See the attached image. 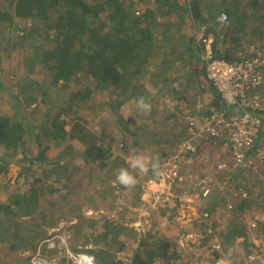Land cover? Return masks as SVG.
I'll return each mask as SVG.
<instances>
[{"label":"trees","instance_id":"1","mask_svg":"<svg viewBox=\"0 0 264 264\" xmlns=\"http://www.w3.org/2000/svg\"><path fill=\"white\" fill-rule=\"evenodd\" d=\"M138 1L139 0H131L130 4L124 5L121 0H9L8 5L0 4V23L2 24L0 25V30L2 26H4L7 28V33L10 31L8 34L5 32V35H3L1 39H5L8 43L6 46L10 48H14L16 42L26 33L25 27L19 25V22H16L15 15L10 12V8L13 5L15 6L14 9L17 10L19 14H24V21H26V18L31 17L32 20L40 19L43 23L42 25L45 33L43 34L42 41L39 42L43 47L42 55L34 56L32 61L35 64L38 63L40 68L49 67L51 71L49 74L50 82L47 81L46 83L42 80L44 85L41 84V91L39 89V92L36 94L37 96L32 97V101L43 102L40 98L37 99V97H41L43 94L51 96V90L59 80H61V84L66 86V84H68L67 82L75 78L78 73L82 77L87 75L91 78L86 80L80 79L82 81L78 82V84H86H83L86 90L85 93H89L90 88L88 87L90 85L93 86L95 81L96 83L98 81L101 82L105 88H112L117 96H120V93L124 91L122 88H128L131 84L135 85V87H140L142 85L140 83L142 82H139L137 77L139 73L148 71V66L152 63L150 51L153 52V49L151 43H155L157 40L155 36L158 35H154L155 29L151 24L141 23L144 19V14H134L132 6ZM214 1H216V3L213 4L212 2ZM238 1L242 0H231V4L227 5L230 3L227 2V0H150V3L163 6L162 10L164 14L176 12V15H178L177 18H179L177 20H180V22H172V24H174V26L176 25L177 30L181 31L180 40L184 43V49L183 52H180L182 56L177 55L176 52L175 56H171L169 62L179 66L178 64L182 62L181 60L184 55L186 58H193L197 54L196 49L197 51L201 49V43L197 39L198 33L203 31L205 35L210 36V27H206L205 25L202 27V25L209 19L215 20L220 12H225L227 17L229 16L227 24L229 28L234 29L237 23L242 24V14L240 13L238 18L234 16L236 8H239L236 7ZM252 2H257V0H252ZM217 4L219 5L217 6ZM258 4L259 3H257V5ZM257 8L263 9L264 11V0L261 1ZM158 11L160 12V9H157L153 16L151 15L152 19L158 18L156 17ZM37 22L38 21H33L34 24ZM219 22L220 21L217 19L216 23ZM262 29L264 30V24L262 25ZM19 31L20 33L16 34V32L18 33ZM218 32H221V28ZM161 33L163 36L167 35L165 31ZM255 33L256 31L252 34L256 35ZM225 39H228L226 35ZM47 42H51L52 45L46 47ZM162 43L163 42L159 43L158 41V46H160V48L164 46V44L161 46ZM168 47L171 48L172 45ZM213 49L216 55L223 56L229 60L239 57L235 50L225 49L223 52L218 49L215 43H213ZM163 51L166 56V51ZM172 52H175V50ZM172 66L174 68L175 65ZM144 76L145 75H143V77ZM203 78L208 80L205 70ZM17 86L22 88L19 84H17ZM24 86L26 88L28 84ZM33 88L34 85L31 84V89ZM2 92L7 93L5 90ZM69 97L70 96H67L65 100H62L61 104L69 103ZM73 97L74 95L71 98ZM46 101L49 103L48 106L51 107L55 100L53 101V99L47 98ZM20 108V106L19 108H15L13 114H17V120L22 121L23 126L16 123V119H12L11 115L0 112V170L5 168V162H7L5 160L6 156H12L11 151L17 149L22 144L24 145L28 138L30 139L32 137L35 146L38 147L42 144L40 139L41 135H45L50 140H54V142L65 140L66 131L63 129L61 120L54 118L51 122V126H48L49 128L47 127L46 123L50 114L48 110L39 123L40 125H36L34 123H25L22 120L24 118ZM215 110H224L228 115H232L231 121L234 119V115L239 112L233 105L223 101L221 97L215 93L214 89L212 103L208 104L201 116L209 118ZM250 111L255 112L264 120V108L262 110L250 109ZM39 129L42 130V134L39 132ZM229 130L230 126L224 128L221 135L213 137L211 140H205L209 144L205 145L209 147L208 152L217 159L223 160L227 164L228 172H230V174L235 173L240 180H244L248 189V197L236 204L233 210L225 212L227 214L236 211L238 217L233 221H228L227 225L222 229L220 241L224 247L229 246L234 241L235 236L240 235V233L245 230L246 222L244 224L241 223L244 212L252 214L254 212H261L264 208V205H260L258 208H255V205H251L249 192V186L256 181L260 183V186H264V177H262L263 175L259 167L260 163L264 161V158L262 161H258L253 157L257 150L264 145V134L262 131L258 132L254 142L247 147V151L245 150L243 161L235 165L232 159L233 150L229 137ZM174 142L175 141H173L172 144H174ZM172 144L169 143L167 146L170 147ZM162 146L166 149L168 148L165 145ZM227 149H229V153ZM39 157L44 158V153H38L37 156L31 158L38 159ZM248 157L254 159V165L257 167L256 171H252V164H248ZM31 158H24L21 161L25 166L24 168L28 167V163L32 160ZM24 172L25 169H22L19 171L18 175L23 178ZM152 176L153 173L151 170L147 175L140 174L136 186L129 191L131 194H134V196L133 198L132 196L128 198L129 201L134 204L140 202L144 203L142 205V208L144 207L142 212L146 210L150 213L149 209H153L156 216H160L162 214L159 212L164 209L160 206H157L156 209L152 205L145 204L142 197L144 193L142 180L144 181ZM120 188L123 189L124 187L120 185L119 189ZM54 191H56V189L53 190V192ZM209 203L211 207H213L214 201L212 202V199ZM170 209L171 208H169V210ZM211 210L216 211L214 208H211ZM0 212H2L0 224H2L3 220L15 219L17 216L10 203L0 205ZM172 212L174 214L177 213L174 208ZM221 212L223 213V211H217L215 214L218 216ZM146 217L149 218L147 215ZM108 219L110 220L104 221L101 231L97 232L94 237V244L96 247L95 249H91V251L95 253V255H93L95 256L96 264H174L170 262L169 258L165 255L169 245L164 239H160L156 245L152 243L151 246L147 243L140 242L135 247L130 257L125 259L119 257L116 252H121L126 245L125 241L119 237L120 233L123 232V227L120 225L121 218L108 217ZM12 226L14 227L12 231L13 234H10L8 226L5 227V233L9 234V236L14 235V237H18L16 233L20 225L14 223ZM1 239L2 237H0V240ZM9 246L12 247V243H10ZM159 257L162 258L160 261L157 260ZM28 264H30L29 260Z\"/></svg>","mask_w":264,"mask_h":264},{"label":"rangeland","instance_id":"2","mask_svg":"<svg viewBox=\"0 0 264 264\" xmlns=\"http://www.w3.org/2000/svg\"><path fill=\"white\" fill-rule=\"evenodd\" d=\"M121 1L125 5L130 4L131 0ZM149 1L150 0H139L132 6V9L135 15L144 14V19L141 23L151 24L155 29L154 35L162 36L161 38H157V40L159 43L163 42L161 44V46L164 44L163 48H160L161 50L159 52L157 51L159 50L158 41L156 40L155 43H151L153 52L150 51V56L152 60L159 59L162 69L164 70L169 60L167 59L168 56H175L176 52L177 55L182 56L180 54V52H183V47L180 48L183 45L180 40L181 31L177 30L176 25L174 26V24H172V22H176L175 20L179 18H177L178 15H176V12L164 14L162 10L163 6L150 3ZM230 1L231 0H227V2ZM261 1L262 0H257V2L254 3L252 0L238 1L236 7L239 8H236L234 16L238 18V15L241 13L243 23H237L234 29L229 28L227 25L229 16L223 23H216L217 18H215L216 21L209 19L202 27H204V25L210 27L209 35L213 43L223 52L225 49H233L238 54L252 43H259L263 46L264 30L262 29V25L264 24V11L263 9L257 8ZM212 3L214 4L216 1ZM257 3L259 4L257 5ZM0 4L8 5L9 0H1ZM219 4H217V6ZM230 4L231 2L227 5ZM14 7L13 5L10 8V12L15 15L16 22H19V25L25 27L26 33L16 42L14 48H10L6 46L8 45L6 40L1 39L2 36L5 35V32L8 34L10 31L7 33V28L4 26H2L0 30V89H2L0 90V112L11 115L12 119H16V123L22 125V121L17 120V114H15L16 116L13 114L15 108H19L20 106L24 118L22 120L25 123L40 125L39 123L44 117L42 110L44 102H34L32 101V97L37 96L36 94L39 92L41 84L44 85V83H42L43 81L46 83L47 81L50 82L49 74L51 71L49 67L40 68L38 63L35 64L32 59L34 56L42 55L43 47L39 42L42 41L45 30L40 19L32 20L30 17L26 18V21H24V14H19ZM157 9H160V12L158 11L156 15L158 18L152 19L151 17L155 14ZM33 21L38 22L34 24ZM0 25L2 24L0 23ZM220 28L221 32L219 33L218 30ZM162 31H165L167 35H161ZM254 31H256V35L252 34ZM19 33L20 31L18 33L16 32V34ZM225 35L228 39H225ZM175 44H177L175 52L169 51L170 53L167 54L166 51V58L161 55V52L166 50L169 45L173 47ZM51 45V42H47L46 47ZM196 52L198 54H196V58L198 57V60L202 63L200 51L196 49ZM185 60L186 57L184 55L180 63L185 62ZM178 67L181 68L177 72V75L184 77L187 73L190 74L187 72L188 70L184 71V69H188V65L185 67ZM88 78L91 79L90 76H84L85 80ZM79 81L82 80L79 78V80H75V83L78 84ZM99 83L98 81L97 84ZM17 84L22 88L18 87ZM27 84L28 86L25 88L24 85ZM31 84L34 85L33 89H31ZM100 87L102 88L101 83ZM70 89H76V86L74 85ZM3 90L7 93L2 92ZM99 94H104L103 90L100 89ZM39 97H37V99ZM43 98L46 99L47 95H44ZM46 125L48 127L49 122H47ZM39 132L42 134L41 129H39ZM184 134L185 132L181 136H171L167 139L168 144H172L173 141L180 139ZM40 139L42 143L40 147L35 146V142H33L34 140L31 137L26 140L24 145L22 144L17 149L11 151L12 156H6L5 160L7 162H5V168L0 170V205L10 203L17 214L15 219H6V221L1 219L3 222L0 224V237H2L0 240V264H28L30 256L35 252L39 244H45L46 240L53 236V231L57 228H59V231L63 230L66 233L72 250L85 251L95 255V253L91 251V249H95L96 247L94 244V237L97 232L101 231L104 221L110 220L105 216L107 213L105 212V205L110 203V198L112 199L111 201H114L113 211L116 213L113 218H121L120 225L123 227V232L120 233L119 237L125 241L128 247V250L124 253L116 252L119 257H123L124 259L130 257L135 247L140 242L147 243L151 246L152 243L156 245L160 239L169 238L171 239L170 244L172 248H168L165 255L169 258L170 262L174 264H191L195 249L191 248V244L189 243L191 240L189 239L188 242L186 236L188 233H193L197 228H200L202 221L200 220V222L197 220L196 216L190 215V210H187L189 211V215L186 212L184 217L180 214V218L177 219V215H172V211L167 209L171 213L170 215H172L171 219L162 222L163 215L156 216L153 209H149L150 213L146 210L142 212L144 209L142 205L144 203L140 202L134 204L130 202L128 197L132 196L133 198L134 194H131V192L127 190L123 192L119 191L117 188H109L106 185L99 186V182L92 183L90 186H73V179L77 178V176L72 174H69L68 180H64L65 184L64 181H58V184H56L54 178L57 173H54V171H52L53 176L50 177L53 178L52 181H49L47 178L46 180L48 182L44 181L45 183H41V178L44 179V176L37 166L38 161L31 157L38 153H45V149L49 144L53 145L54 143L45 135H41ZM158 148L163 150L166 149L162 145ZM24 158L32 159L31 162L28 163L27 168H24L23 162L21 163ZM259 167L263 175L262 177H264V161L260 163ZM22 169H25L23 178L18 175L19 171ZM131 172L136 176L137 180H139L138 177L140 173L133 169H131ZM63 173H65V171ZM155 174L156 173H153V176ZM64 176H67V172ZM81 177L82 176L79 178ZM55 189L56 191L53 192ZM249 192L251 205H255V208L264 205L263 185L260 186V183L256 181L249 186ZM117 194L120 200L123 199L122 202L116 201L118 199ZM142 196L145 204L152 205L149 193H143ZM84 198H86V201H81ZM117 203L120 205L117 206ZM113 211H111V213H113ZM236 214H238L236 211L227 214L223 211V213L221 212L218 216L220 218L222 217V223L226 226L228 221L237 219L238 216ZM146 215L149 218H147ZM253 215L254 213L248 214L244 212L241 223L244 224L248 218ZM1 216L2 212H0V217ZM14 223L20 225L16 233L18 237H14V235L9 236V234L4 231L5 227L8 226L10 234L12 235V231L14 230L12 224ZM10 243H12V247L9 246ZM110 249L114 251L112 248ZM56 250H48L44 246L41 252L47 258L57 259Z\"/></svg>","mask_w":264,"mask_h":264},{"label":"built area","instance_id":"3","mask_svg":"<svg viewBox=\"0 0 264 264\" xmlns=\"http://www.w3.org/2000/svg\"><path fill=\"white\" fill-rule=\"evenodd\" d=\"M217 19L223 23L227 19L220 12ZM200 54L206 77L214 86L216 93L225 102L231 96V103L239 112L228 115L224 110H215L206 116L189 115L185 118L186 132L183 137L164 149V156L156 174L143 181L144 193L150 194L152 206L174 208L185 216L202 221L200 231L188 233L186 239L191 244L193 259L191 264H264V208L246 221L242 236L227 247L220 241L225 227L217 211H231L242 199L248 197L244 180L235 173L230 174L227 164L211 155L205 140L221 135L222 130L230 126L229 137L232 143L235 165L243 161L245 150L262 131L264 120L251 110L264 108V46L259 43L250 45L238 53L236 59H226L214 52L210 36L199 32ZM263 94V95H262ZM229 153V149H227ZM258 161L264 158V145L253 156ZM252 171H256L254 159L248 157ZM143 197V196H142ZM214 201L211 207L209 201ZM210 205V206H209ZM214 208L216 211L211 210ZM220 209V210H219ZM45 244H39L30 256V264H96L95 256L85 251L70 248L66 233L57 228ZM56 250L57 259L47 258L42 248ZM42 253V254H41Z\"/></svg>","mask_w":264,"mask_h":264},{"label":"crops","instance_id":"4","mask_svg":"<svg viewBox=\"0 0 264 264\" xmlns=\"http://www.w3.org/2000/svg\"><path fill=\"white\" fill-rule=\"evenodd\" d=\"M175 21L180 22V20ZM155 37L161 38V36ZM176 45L171 47L172 50L168 47L165 51L170 53L169 51L175 50ZM183 45L180 48L184 49ZM160 50L159 46L157 51ZM164 54L162 51L161 55ZM196 56L186 58L185 62L178 64L184 67L188 65V69L184 71L188 70L190 74L187 73L184 77L177 75L181 67L171 64L169 60L163 70L159 59H151L152 63L148 71L139 73L137 77L142 85L135 87L131 84L132 86L128 88H122L124 91L119 92L120 96H117L112 88L107 87V89L104 85L101 88V82L90 85L89 93H85L86 84L75 83L79 78L84 79V76L78 73L75 78L67 82L66 86L61 82L55 84L51 96L43 94L39 97L44 102L42 107L44 115L47 110L50 113L47 119L48 126H51V122L57 118L61 120L66 131L65 140L57 142L52 140L54 144H49L45 149L44 158H34L38 161L37 166L44 176V179L40 177L41 183L46 182L47 178L52 181L53 178L50 177L53 176L52 171H54L57 173L54 178L56 184L58 181L68 180L69 174H72L77 176L73 179V186H90L99 182V186L106 185L109 188L118 186L119 191H130L126 188L119 189L120 184L116 182L119 170L128 168L131 172L130 160L137 154H143L149 160L158 156L161 161L165 153L158 147L166 146L167 139L173 135H183L186 132V116H201L208 104L212 103L215 88L210 81L203 78V63ZM170 58L171 56H168V59ZM172 65H175L174 68ZM74 85L76 89H70ZM100 89L104 94H99ZM44 95H47L48 99L55 100L51 107L48 106L47 98H43ZM73 95L74 97L71 98ZM67 96H70L69 103L61 104ZM140 96L151 103L152 110L149 114H142L136 110L135 101ZM64 171L67 172L66 177ZM80 176L82 177L79 178ZM111 200L110 198V203L105 205L107 212L105 216L109 218L116 214L113 211L114 201ZM122 200L118 198L116 201L122 202ZM81 201H86V198ZM119 205L117 203V206ZM160 213L163 215L162 222L171 219V213L167 208ZM200 230L201 227L196 231ZM241 236L236 235L234 239L239 240ZM164 240L170 248L171 239L164 238ZM127 250L128 247L125 245L119 253ZM161 259L157 258L158 261Z\"/></svg>","mask_w":264,"mask_h":264},{"label":"clouds","instance_id":"5","mask_svg":"<svg viewBox=\"0 0 264 264\" xmlns=\"http://www.w3.org/2000/svg\"><path fill=\"white\" fill-rule=\"evenodd\" d=\"M248 47H246V49ZM225 99L230 104L235 102L231 96H226ZM135 108L139 113L149 114L152 110V105L145 97L140 96L135 101ZM159 167H160V163L158 156L152 157L151 160H149L143 154H137L133 156L130 160V168L136 170L138 173L143 175H147L150 170L153 173H156ZM116 182H118L121 186H123L126 189H132L137 184V178L135 175L132 174V172L128 170V168H121L116 175Z\"/></svg>","mask_w":264,"mask_h":264}]
</instances>
